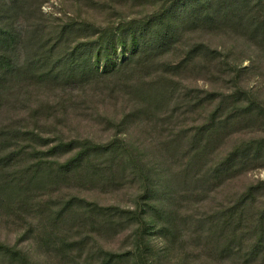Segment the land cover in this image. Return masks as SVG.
Segmentation results:
<instances>
[{
    "label": "trees",
    "instance_id": "trees-1",
    "mask_svg": "<svg viewBox=\"0 0 264 264\" xmlns=\"http://www.w3.org/2000/svg\"><path fill=\"white\" fill-rule=\"evenodd\" d=\"M45 1L0 0V111L7 107L10 118L0 123V214L25 220L15 244L0 238V264H36L34 250L66 264L130 257L161 264L152 233L186 250L184 231L209 256L264 264V180L223 191L264 164V98L237 80L229 93L213 85L258 66L249 53L254 47L264 56V0H116L120 8L115 0H75L89 10L103 3V22L50 21ZM219 35L234 39L231 53L246 44L252 66L228 61L211 44ZM119 50L125 60H117ZM199 79L210 86L201 88ZM86 89L91 99L74 98ZM101 94L128 109L117 118L98 111L82 119L114 129L113 138L69 136L71 108ZM18 110L24 114L11 115ZM247 129L257 133L225 152L228 136ZM136 184L133 209L84 194ZM121 227H134V253L92 248L95 233Z\"/></svg>",
    "mask_w": 264,
    "mask_h": 264
},
{
    "label": "rangeland",
    "instance_id": "rangeland-1",
    "mask_svg": "<svg viewBox=\"0 0 264 264\" xmlns=\"http://www.w3.org/2000/svg\"><path fill=\"white\" fill-rule=\"evenodd\" d=\"M43 1V0H42ZM105 1H114V0H102ZM117 7L120 8V4L118 1L115 0ZM43 4V3H42ZM123 7V6H122ZM121 7V8H122ZM43 14L47 17H51L50 21L55 18H67V17H82V18H90L95 19L98 22H103L107 19L109 15L107 11V7L101 3V6L94 10L87 7L83 2L78 4L75 0H46L42 5ZM127 13L132 11L126 5L123 8ZM132 15V14H129ZM43 17V16H42ZM45 19V18H44ZM46 20V19H45ZM48 21V19H47ZM20 24L25 26V20L21 19ZM209 37V36H208ZM206 37V39L208 38ZM234 39L229 40V44L226 43V37L222 36H215L211 39V44L217 48L221 49L223 55L230 61L232 64L237 63L239 67H250L252 66L251 60L247 59L246 55H243L242 48L245 51V48L249 49L246 44L241 42L240 48L238 47V51L234 50V53H231V46L233 44ZM253 48V50H252ZM250 48L249 55H254V61L257 62L256 67H253L252 71L248 73V75L243 76L240 79V76L235 78V73L226 76V80H220L217 84H213L215 89L224 90L226 93L233 91V83L237 80L236 83H240L244 86L247 92H260L262 94V98H264V56H257V50L252 47ZM21 53V50L19 49ZM259 53V52H258ZM128 56V53H123L122 50H119V57L118 61L125 60ZM22 58V57H21ZM229 71V70H228ZM230 73V72H229ZM234 74V75H233ZM233 75V76H232ZM231 76V77H230ZM242 77V76H241ZM193 78L187 79V83L190 84ZM199 86L202 87H209L210 84L207 83L206 80L199 79L198 80ZM196 85V84H195ZM194 85V86H195ZM90 89H86L84 92L75 93L74 98L79 97H86L89 98ZM47 97L48 94H45L43 98ZM36 102V101H35ZM34 102V106L36 105ZM81 107L79 106L75 111L73 108L69 111V116L67 117L65 123L67 127V133L69 136L72 135H81L86 136L94 139L95 141L106 142L113 138L115 130L112 128L107 127L105 124L94 121L91 117L86 116V119H82V113L85 112L89 113H106L116 118L120 116L121 112H123L124 108L127 107V102L125 100L119 99H108L103 94L94 97V102L89 100L81 101ZM7 107L3 108L0 111V123H5L6 120L10 121L9 116L7 115L8 110ZM126 110L128 108H125ZM21 111L11 112V115H22ZM81 115V116H80ZM197 122L201 121V117H197ZM55 122L54 120H51ZM61 121V120H60ZM60 127V125H59ZM257 132H252L251 130H246L242 132L232 133L228 136L226 141L224 142L225 152L228 151L236 142L245 137L250 136L251 134H256ZM129 137V134H123ZM139 134L135 135L133 140L139 138ZM142 140H139L140 142ZM264 180V164L259 166L258 168L246 173L243 175L239 180L235 181L236 183H232L230 186L226 187L223 191L224 192H233L235 190H245L249 185L252 183H256L258 181ZM221 192L224 193V192ZM141 192L140 184H136L134 186L125 187L116 191H106L102 192L99 191V188L94 191H87L84 194L88 197L89 200H95L99 204L104 206H119L126 209H133L136 203V200ZM220 194V193H219ZM219 195V199H220ZM193 207H190L189 210L192 211ZM20 223V226L17 224ZM87 228V227H86ZM25 229V220H16L13 216H7L0 214V238L4 241L9 242L11 245L15 244L21 238V232ZM134 227H129L123 229L122 227L115 230L116 232H106L101 231L99 233H95L94 236H91L89 241L90 244L94 246L92 248L95 249H105L110 252H114L117 254L120 253H127L133 252L135 250V236L133 233ZM184 236H181L182 241L184 242V246L186 250H184L181 245L179 246H172L171 243L165 241V237L156 233H152L151 239L153 244L155 245V249L158 252H162L165 255L162 260L161 264H241V262H237L231 259H224L220 260L216 256L212 255L209 256L205 254L202 250L203 243L199 240L196 243L189 238V235L186 231H184ZM79 237V236H78ZM21 245L25 246V242H21ZM26 247V246H25ZM181 247V248H180ZM91 248H87L83 256H89ZM182 249V250H181ZM90 250V251H89ZM168 252V253H167ZM170 253V254H169ZM32 259L35 261L36 264H66L62 263L61 258L57 256H53L52 254L45 252L43 250L40 251H32L31 253ZM85 258V257H84ZM118 264V263H117ZM119 264H136V258H128L127 262L119 263ZM148 264H158L153 260H150Z\"/></svg>",
    "mask_w": 264,
    "mask_h": 264
}]
</instances>
